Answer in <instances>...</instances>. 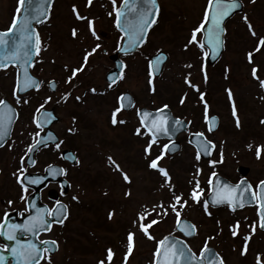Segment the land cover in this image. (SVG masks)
Returning <instances> with one entry per match:
<instances>
[{"label":"rangeland","instance_id":"1","mask_svg":"<svg viewBox=\"0 0 264 264\" xmlns=\"http://www.w3.org/2000/svg\"><path fill=\"white\" fill-rule=\"evenodd\" d=\"M16 1L0 0V29L6 28L13 8L17 9ZM120 1L117 0V6ZM206 2L159 0L157 23L150 31L146 44L125 62L127 69L121 82L109 88L104 75L112 63L107 57L120 42L114 27V14L108 15L111 0H92L90 6L88 0H55L50 19L38 28L42 47L46 50L36 57L42 62L34 65L32 73L44 82L41 89L24 97L29 100L28 104L17 105L10 96L12 73L9 70L0 74V97L8 99L20 115L15 124V143L12 147L24 148L28 133L34 130L31 118L37 114L45 99L52 96V102L45 105V109H52L59 121L53 124L51 130L64 142L61 148L72 150L79 159L78 167H65L71 191L62 201L68 205L69 218L62 227L45 236V239L59 243V250L52 256L51 264H98L100 260H106L109 248L115 253L112 264H124L122 261L130 231L136 235L127 264H152L156 242L174 233V216H169L150 230L154 240H148L134 227L141 206L164 195L160 190L161 177L148 168V161L160 154L163 141L158 142L160 147L153 146L152 155L145 159L149 137L135 135L140 127L136 116L139 108L152 111L167 103L172 112L187 122L188 133L203 132L216 145L210 161L217 163L212 166L209 162L195 159L194 150L186 141L187 133L177 139L180 151L173 156L165 154L160 164L168 170L178 192L187 195L193 187L190 182L197 178L204 190L205 182L216 171L235 181L238 166L249 168V181L255 183L264 179V151L260 159L255 155L256 147L264 146V124L261 123L264 120V99L261 98L264 97V89L252 76V69L257 68V76L264 79V46L259 52L255 51L259 44L257 37L264 38V0H240L243 11L226 23L224 51L212 67L205 66V57L196 45H189L193 30L203 20ZM74 7L80 16L88 20H77L75 12H72ZM244 16L248 17L257 37L251 35ZM89 20L94 21L92 27L100 36L99 40L92 37L89 25L87 30ZM74 28L77 31L75 38L72 36ZM200 38V33H197V39ZM96 44H100L101 48L89 57L84 66L86 51ZM159 51L166 53L168 60L159 77L149 83L147 61ZM250 52L253 53L251 62ZM188 64L192 67H186ZM82 66L84 70L78 72L70 84L67 83L72 69ZM186 78H190L200 91L190 88ZM50 80L57 84L54 93L47 87ZM152 88L156 89V93H150ZM92 89H96L95 94ZM228 90L232 93L231 99ZM67 92H71L67 103H56ZM124 92L133 96L135 107L127 113L119 112L117 120H125L126 123L113 126L111 119L117 109L116 99ZM201 93L204 94L203 100L200 99ZM77 96L81 97L80 101L75 99ZM233 102L235 117L232 114ZM205 105L207 117L216 115L219 118L218 130L213 134L205 129ZM237 118L239 128L236 126ZM249 145H252L251 150ZM221 150L222 163L219 162ZM109 156L128 174L131 184L126 183L121 173L109 164ZM52 160L40 156L38 164ZM0 166L4 167V164L0 162ZM197 169L201 171L195 176ZM1 177L0 174V194L17 196L13 182ZM129 190L132 194L126 196ZM73 196L78 199L73 200ZM190 204L182 218L198 229V235L188 241L193 251L197 253L208 237H214L208 246L224 258L225 264H256L258 255L264 261V232L258 229V225L254 234L250 232L251 226L258 220L254 208L238 212L210 210L212 215L209 216L200 205L191 201ZM113 212L109 219V214ZM237 222L238 235L234 238L231 229ZM249 235L247 253L241 255L245 243L243 238Z\"/></svg>","mask_w":264,"mask_h":264},{"label":"snow or ice","instance_id":"2","mask_svg":"<svg viewBox=\"0 0 264 264\" xmlns=\"http://www.w3.org/2000/svg\"><path fill=\"white\" fill-rule=\"evenodd\" d=\"M54 0H18V7L16 9L17 15L14 16L10 27L0 32V70H6L8 67H18L20 71L17 73V83L13 90V97L17 105L28 104L29 100L23 98L20 93H28L31 90L39 91L44 82L34 77L31 74V69L37 61L35 57H39L40 53L45 48L42 47V41L39 36V32L36 30L35 25L44 24L50 17V8ZM255 2V0H252ZM113 11L108 15H115V27L121 33L120 42L123 46L118 47V51L125 55L130 54L133 50L138 49L147 42L146 37L149 30L156 25L157 17L160 12L158 0H122L120 6H117V0H111ZM89 6L92 4V0H88ZM27 5V8L25 7ZM243 5L240 0H208L205 8L203 22L196 27L189 40V45H196L203 56L207 58L209 55L213 59L221 51L224 40L223 36L226 32L224 21L231 14ZM73 12L76 13L77 20H88L87 17L80 16L75 7ZM244 22L253 37H257V33L253 30L251 23L247 16L243 17ZM91 35L94 39L99 40L100 36L94 30V21H88ZM205 25H209L205 28ZM197 33L202 34V39H197ZM72 36H77V31L74 28L72 30ZM258 46L255 48L256 52L260 51V47L264 46V38L257 37ZM101 48L100 44H96L90 51H86L83 62L84 66L87 65L89 57L96 54ZM210 49L206 51L205 49ZM253 53H249V62L252 61ZM167 59L163 53L157 54L155 57L149 60V76L153 77L159 70V66ZM125 65H121L123 69ZM186 67L191 68L192 65L188 64ZM67 70V68H66ZM84 70V67L72 69L71 75L67 79V83H71L76 77L78 72ZM258 69H252V76L259 81V86L264 89V79H260L257 76ZM190 77V74H189ZM111 88L113 84L117 83V79H123V76L109 77ZM206 79V77H205ZM186 84L190 88H193L196 92H199V87L193 85L190 78H186ZM152 83V80H149ZM49 88L52 92L57 90V84L55 81L49 82ZM94 94L96 89L91 90ZM153 91L155 89L153 88ZM229 99L232 98V93L228 90ZM71 97V92H67L62 95L56 103H67ZM264 99V97H261ZM77 101L81 100V97H75ZM200 99H204V94H200ZM118 100L120 106L112 114L111 123L113 126L117 124L126 123L125 120H117V114L124 111L127 108L134 107V102L131 96L121 95ZM52 102V96H48L44 103L37 109V115L33 118V124L35 125V131L29 133L31 142L25 149L24 155L20 158V167L17 172L13 173L17 183L22 190L21 200L27 201L29 187L28 185H38L43 183V179L36 177L32 178L28 173L27 163L30 161L32 167H35L36 160L33 158V154L43 147H51L59 151L61 145L64 143L59 140L54 133L45 129L56 119L54 114L45 110V105ZM183 104L184 101L181 100ZM167 105L164 108L158 109L156 113H151L138 109L137 113L140 118V127L136 129L135 135L149 137V142L145 148V159L152 155L153 146L160 147L159 140L163 137L172 139L171 132L173 130H180L186 128L184 122L180 119L169 120L168 113L166 112ZM233 116H236L235 104L233 102ZM18 118L16 109L12 107L6 99L0 98V148H4L8 141L11 139V131L14 127L15 119ZM205 118L209 123L208 131L214 130L213 125H216V118L208 120L207 117V105H205ZM264 124V120L261 121ZM236 126L240 127L239 119H236ZM72 131V130H69ZM15 143L14 141L12 142ZM190 144L194 143L196 148L195 159L199 161L202 156H210L216 149L214 142L207 139L203 132H196L192 134V138L189 140ZM10 148V146H9ZM176 145L172 143L164 144L161 147L160 154L148 161V168L153 170L161 177L160 190L164 194L161 199L152 202L145 203L138 211L136 219L134 221V227L137 231L141 232L148 240H154V235L150 230L159 223L167 220L169 216H174L175 232H179L183 239L177 237L175 233H170L158 240L157 247L153 253V264H225L224 259L219 256L218 253H214L212 249L208 247V242L214 237H208L205 241L199 255L193 251L192 247L187 242L190 238H195L198 235V229L195 224L182 218L185 208L190 207V201L200 205L205 214L211 216L212 213L209 210L210 204L214 206L227 204L231 210L235 212L238 208H243L245 205H255L258 208L259 227L264 230V181H260L258 185L253 187L252 184L245 180L239 181L236 185H230L221 181L216 172L211 174L208 180L209 185V197L201 199L204 195V190L200 186L199 179H194L190 183L193 184L191 191L186 195L183 192H178L175 185L172 182V177L168 170L160 164V161L164 159L165 154L173 151ZM252 145H249L251 150ZM264 151V146H257L255 155L257 159H260L261 152ZM66 160H72L77 165L79 164L78 157L73 155H65L63 157ZM109 164L114 167V170L121 173L123 180L131 184L132 180L127 173L123 172L118 164L113 160L111 156L108 157ZM223 162V151L220 152V161ZM212 166H215L216 161H209ZM49 176L55 179L57 176H66L67 170L63 168H57L49 165L45 170ZM200 169H197L195 176H198ZM63 187V186H62ZM63 195V191L61 192ZM129 190L125 195L131 196ZM73 200L78 198L73 196ZM9 205L12 201L8 202ZM31 210H34L35 214L30 215L27 222L24 224H12L8 225L11 229L7 233V239L15 240L16 233H30L37 238V243L29 241L27 245H20L19 250L13 249L14 255H19L23 261V264H51L52 255L59 250V243L56 240H41L40 235L48 233L52 230L54 224L63 226L64 220L68 216L67 205L57 200L55 207L49 210L48 208L37 207L35 203L30 205ZM29 209L26 208V211ZM7 215L5 214L4 223H0V235H5L3 231L5 224L7 223ZM113 213L109 214V219L112 218ZM239 228V222L231 229V234L235 238L238 235L237 229ZM251 231L254 234L256 231V224L251 226ZM135 232H129L127 235L126 254L124 256V264H127L129 256H131L134 244H135ZM243 251L241 255H245L248 250V241L251 236H245ZM43 245V247H41ZM50 246V247H49ZM115 253L111 248L107 249L106 260H100L98 264H112ZM256 264H264L261 257L258 255L256 258Z\"/></svg>","mask_w":264,"mask_h":264},{"label":"flooded vegetation","instance_id":"3","mask_svg":"<svg viewBox=\"0 0 264 264\" xmlns=\"http://www.w3.org/2000/svg\"><path fill=\"white\" fill-rule=\"evenodd\" d=\"M11 19H12V16L9 18L8 23H9V21H11ZM7 29L8 28L6 26V29H0V31L2 32V31H5ZM131 57L132 56L122 57L121 58L123 63L126 66L125 67V71L127 69V65H126L125 62L128 59H130ZM107 59L109 60V58H107ZM9 70L12 73V80H11L12 81V85H11L10 96L14 99L13 90H14V86H15L14 84H15L16 79H17V69L10 67V68H7L6 70H0V74L1 73H6ZM121 80H119L117 85L121 82ZM0 98L6 99L4 97H0ZM6 100L8 101V99H6ZM19 118H20V115H18V118H17L15 124L17 123ZM30 123L34 127V130L29 132V133H32V132H34L36 130L35 129V125L33 124V117L31 118ZM56 123H58V122H56ZM56 123H54V124H56ZM15 124H14L13 130H12L11 139L8 141V144H6L4 148H0V162H1V164H4V167L0 166V174L2 175L1 178L4 177L7 180L10 179L13 182V184L16 187V190H17V196H14V195L7 196V195H4V194L3 195L0 194V223H4L5 214L9 215L11 213L16 212L18 216H21L22 213L26 212V201H22L21 200L22 190L20 188V185L17 183L16 178L13 176V173L17 172L18 168L20 167V158H21V156L24 155L25 149L27 148L28 144L31 142V137H30V135L28 133L29 138H27V142H26V145L24 146V148H20L17 145L12 147V141L14 140L13 139V133L15 131ZM192 133H196V132H192ZM187 139H188V137L186 136V141H187ZM9 146H10V148H9ZM62 150L63 149L60 148V150L57 151V150H55L54 148H51V147L38 150L37 153L35 154V158H34L37 163H36L35 167H33L32 169H28V172H32V173L43 172V170L50 164H57V165L61 166V164H62V159H61ZM40 156H42V157H44L46 159L53 158V160L52 161H48L46 164L40 165V164H38ZM3 168H5V170ZM246 168H248V167H246ZM3 171H4V174H3ZM248 173H249V168L247 170V175H248ZM246 180L248 181V183L252 184L254 188H255L256 185H258V183L260 181H264V179H262V180H259V181L254 183V182L249 181L247 177H246ZM229 181L232 184H237V183H239V181H241V177L238 175V178L235 181H231V180H229ZM50 189H55V190L59 191V187L57 185H55V186L50 185L48 188H46L45 190H43L41 192V201L45 205H47L49 207V209H51L54 206V204H55L54 202L50 201L47 198V192ZM31 192L32 191L29 189V192H28L27 196H29ZM58 200L61 201V197H58ZM9 201H12L11 205H9V203H8ZM221 209H223V208H221ZM217 210H220V209H217ZM4 241H5V235H0V243L4 242ZM0 249H1L0 252L2 254L0 256L4 257L5 254H6V252L3 253L4 249H5L4 245L0 244Z\"/></svg>","mask_w":264,"mask_h":264},{"label":"water","instance_id":"4","mask_svg":"<svg viewBox=\"0 0 264 264\" xmlns=\"http://www.w3.org/2000/svg\"><path fill=\"white\" fill-rule=\"evenodd\" d=\"M25 7L27 8V5H26ZM241 9H242V8L238 9V10L235 11L233 14H235V13L241 11ZM233 14H231L228 18H230ZM228 18H226V19H228ZM226 19H225V20H226ZM224 22H225V21H224ZM208 26H209V25H207L206 28H207ZM133 51H134V50H133ZM133 51H132V52H133ZM132 52H131V53H132ZM221 52H222V49H221V51L219 52V54L216 56L215 59H213V58L211 57V55H209V60H208L209 64H213V63L215 62V60L220 56ZM119 53L124 54V53H122V52H120V51H119ZM119 53H117V54H119ZM117 54H115L114 56L111 57V60H113V61L115 62V64H116L115 68H114V69L110 72V74H109V76H111V77H118V76L120 75V73H121V66L119 65V61L117 60ZM164 62H165V61H164ZM164 62H163V63H164ZM162 65H163V64H162ZM162 65L159 66V70H158V72L156 73V75L159 74ZM109 80H110V79H109ZM20 94H23V93H20ZM142 110H144V109H142ZM144 111H147V110H144ZM147 112H149V111H147ZM166 112L168 113L169 120H170V121L174 120L173 117L171 116L170 112H169L168 110H166ZM212 118H215V117H212ZM209 120H211V118H210ZM216 120H217V119H216ZM53 121H54V120H53ZM184 124H185V123H184ZM208 125H209V123H208ZM48 126H49V125H48ZM216 126H217V123H216V125H213L214 130L216 129ZM184 130H185V128H184V129H180V130H173V131L171 132V137H172V139H174L178 134H180V133L183 132ZM214 130H213V131H214ZM161 138H168V137H163V136H162ZM161 138H160V139H161ZM191 138H192V136H190L189 140H190ZM192 145H194V143H193ZM174 152H176L175 149H174L173 151L169 152V153L172 154V153H174ZM69 154L72 155L70 152H64V153H63V157H64L65 155H69ZM202 158H203V159H208L209 156H202ZM65 160H66V159H65ZM68 161H69L71 164H75V162L72 161V160H68ZM239 172H240L241 175L245 176V174L247 173V170L241 168V169H239ZM31 177H32V178L39 177V178L43 179V183L36 185V187H35V194H34L32 197H30L31 202H32V203H35L37 207L43 208V206L39 203V200H38V191H39L42 187H44V186L49 182V180H53V181H54V180H57V179H58V181H59L60 183H62V185H64L63 187L65 188V191H67V185H66L65 183H63L62 181H60V176H57L55 179H53V178H52L51 176H49V175L47 174V172H46L44 175H35V176H31ZM219 178H220V177H219ZM221 180H222V179H221ZM49 197L52 198V199H55V198H56V195H55L54 193H51V194H49ZM208 197H209V196H208ZM208 197H207V198H208ZM218 206H219V205H218ZM214 207H216V206H214ZM34 214H35L34 210H31V208H30V215H34ZM28 218H29V216H28V217H25V218H23V219H21V220H17V219L14 217V215H13V216H10V218L8 219V221H10V224H9V225H12V224H21V225H22V224H24V223L27 222ZM10 231H11V229L9 228V229H8V233H9ZM24 234L27 235V238H28V239H27L25 242H22V241H23V237H22V236H23ZM29 241H32L33 243H37V242H36V238H35V236H32L30 233L17 232V233H16V239H15V240H9V239H8L10 252L13 253V249H17V250H19L20 245H27V243H28ZM41 247H43V245H41ZM49 247H50V246H49ZM9 257H10V258L12 257V264H23V261H22L21 257H20L18 254H17V255H14V254H13V256H12V255H9Z\"/></svg>","mask_w":264,"mask_h":264}]
</instances>
